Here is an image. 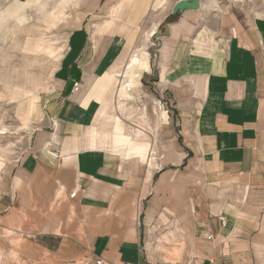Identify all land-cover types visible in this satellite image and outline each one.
Segmentation results:
<instances>
[{"label": "crops", "instance_id": "obj_1", "mask_svg": "<svg viewBox=\"0 0 264 264\" xmlns=\"http://www.w3.org/2000/svg\"><path fill=\"white\" fill-rule=\"evenodd\" d=\"M152 1L72 16L42 122L0 171V264H264V14L199 0L140 31ZM125 47L144 53L117 114L150 146L110 143Z\"/></svg>", "mask_w": 264, "mask_h": 264}, {"label": "rangeland", "instance_id": "obj_2", "mask_svg": "<svg viewBox=\"0 0 264 264\" xmlns=\"http://www.w3.org/2000/svg\"><path fill=\"white\" fill-rule=\"evenodd\" d=\"M20 1L22 0H0V13ZM60 1L61 3H58ZM175 1L153 0L151 5L154 4L155 8L151 10L149 7L140 31L144 30L160 13H170ZM219 1L222 4H230L228 9L232 4H238L241 10L251 16L264 14V0ZM63 3L66 5L64 6ZM83 3L84 0H67L66 3L62 0L32 2L24 12L29 22V25L25 26L27 28H20L18 19L7 18L5 21L0 19V155L5 159L0 162V171L3 166H9L18 161L28 151L31 134L40 126L43 119L46 98L49 97L53 85L55 62L63 53L65 36L69 30L71 18ZM146 5L147 0L140 10H143ZM47 10L50 12L59 10L63 13L61 21L53 27L50 25L47 27L44 22L50 13ZM154 10L157 11L154 12ZM35 26L39 29L38 34ZM32 35L34 39H39L41 44L50 43L54 53L57 52L58 56L24 49L27 36ZM140 35L141 32L139 37ZM144 39L147 38L144 36ZM123 50L127 55L131 52L128 47ZM143 53L144 50L140 52V56ZM142 91H150V89L145 87ZM137 101L141 109H148V100L137 98ZM117 110L113 108V113L116 114ZM119 113L125 114L126 110L119 111ZM135 134L136 138L142 141L143 131L138 132L135 129Z\"/></svg>", "mask_w": 264, "mask_h": 264}, {"label": "bare ground", "instance_id": "obj_3", "mask_svg": "<svg viewBox=\"0 0 264 264\" xmlns=\"http://www.w3.org/2000/svg\"><path fill=\"white\" fill-rule=\"evenodd\" d=\"M38 1H40V0H22L20 2H15L13 5L9 6L5 11L0 13V19H2L3 21H5L7 18L18 19L19 20V25H20L19 27L20 28H24L25 26L29 25L28 20L24 16V12L28 8L29 4H31L32 2H37L38 3ZM62 1L66 3L67 0H62ZM58 3H61V1L58 2ZM41 4H43V3H41ZM63 5H64V3H63ZM144 5H145V1L144 0H138V2L136 3V6H139V9L142 6H144ZM151 8H155L154 4L151 5ZM59 10H57V11H55V10L52 11L51 10L52 12L47 10L48 12H50L49 16H47L44 19V22H45V24H47V27L49 25L53 27L54 25H56L57 22L61 21V17L63 15V13H61V11H59ZM25 28H27V27H25ZM35 29H36L37 34H38L39 33V29H37L36 26H35ZM153 30H154V28L152 27L148 32H146L145 37L148 38L149 36H151L153 34V32H154ZM24 49H27L29 51H34V52H39V53H47L49 55L51 54V55L58 56L57 52L54 53V49H53V47L51 46L50 43H46V44L42 43L41 44L39 42V39H34L33 35L32 36H27ZM134 51L133 52L131 51V53L126 58V61L124 63L120 62V61H116V63L110 69V72H112L114 74V79H113V82H112V84H111V86H110L108 91H110V92L112 91V94L114 95L112 100H113V102L116 103V106L114 105L113 108L114 109H118V111H121V112L123 110H126V108L128 107L127 106V101H129V100H131L133 98V96L131 94L132 90H130V88L128 87L129 83H126V81L122 82L121 78H122V75L126 71H128L130 69V66L133 64L136 56L140 52V50L139 51L136 50L137 52H134ZM104 111H105V106L102 105L101 110L98 113V115H100V116L103 115L104 116ZM109 119H111V127H110L111 132H110V136H109L110 140H111L110 143H123V145H126V146L127 145H132V146L134 145V146H139V147L140 146H144V145H146V146L149 145L147 142H145V140L140 141V140H138L136 138V134L134 133L135 128L134 129L132 128L133 131L126 133L125 127H124V121L122 120V118L117 113L116 114L112 113L109 116ZM119 120L122 122V131L120 133L119 132H115L113 130ZM136 130L139 132L142 129L139 126H137ZM3 160H5V159H3V157L0 155V162H3Z\"/></svg>", "mask_w": 264, "mask_h": 264}, {"label": "water", "instance_id": "obj_4", "mask_svg": "<svg viewBox=\"0 0 264 264\" xmlns=\"http://www.w3.org/2000/svg\"><path fill=\"white\" fill-rule=\"evenodd\" d=\"M199 8V0H177L170 11L171 16H179L186 10H197Z\"/></svg>", "mask_w": 264, "mask_h": 264}, {"label": "built area", "instance_id": "obj_5", "mask_svg": "<svg viewBox=\"0 0 264 264\" xmlns=\"http://www.w3.org/2000/svg\"><path fill=\"white\" fill-rule=\"evenodd\" d=\"M95 264H110V263L103 259L98 258L95 260Z\"/></svg>", "mask_w": 264, "mask_h": 264}, {"label": "trees", "instance_id": "obj_6", "mask_svg": "<svg viewBox=\"0 0 264 264\" xmlns=\"http://www.w3.org/2000/svg\"><path fill=\"white\" fill-rule=\"evenodd\" d=\"M175 16H170L169 18H174ZM168 19V18H167Z\"/></svg>", "mask_w": 264, "mask_h": 264}]
</instances>
